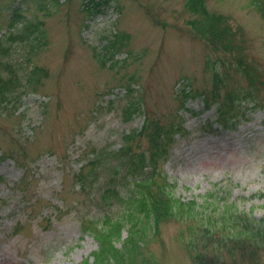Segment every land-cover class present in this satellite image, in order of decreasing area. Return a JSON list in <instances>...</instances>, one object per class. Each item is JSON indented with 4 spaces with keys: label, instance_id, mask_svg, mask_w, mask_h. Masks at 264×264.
<instances>
[{
    "label": "rangeland",
    "instance_id": "obj_1",
    "mask_svg": "<svg viewBox=\"0 0 264 264\" xmlns=\"http://www.w3.org/2000/svg\"><path fill=\"white\" fill-rule=\"evenodd\" d=\"M192 1L0 0V264L93 262L94 223L122 208L102 196L109 181L131 189L113 154L147 119L183 125L157 172L185 206L155 198L120 264H264V14L256 0H204L224 20L209 39ZM216 86L243 97L228 128L205 102ZM130 105L142 111L126 119ZM132 146L152 149L146 132Z\"/></svg>",
    "mask_w": 264,
    "mask_h": 264
},
{
    "label": "trees",
    "instance_id": "obj_2",
    "mask_svg": "<svg viewBox=\"0 0 264 264\" xmlns=\"http://www.w3.org/2000/svg\"><path fill=\"white\" fill-rule=\"evenodd\" d=\"M192 3L196 12L199 14L198 19H195L192 22V26L209 39L219 36L222 38L223 33L220 31L219 27L224 21L222 17L223 15L209 11L204 0H193ZM256 8L264 14V0H256ZM13 11L15 13L12 16V20L18 22L22 19L18 7ZM225 40L231 41V37L227 36ZM222 46L223 45H221L220 48H223ZM37 70L39 71V69ZM37 70L35 69V71H33V75H35ZM218 78L219 76L216 78V81H218ZM32 79L33 78H31V80ZM31 80L30 82H32ZM181 91L186 99L192 97L189 86L184 87ZM0 92H2L1 84ZM215 92L216 100H211L209 97L207 99L203 94L206 105L209 108L211 105L217 104V120L220 126L228 128L232 124H235V117L230 116V112L233 110L235 104L239 105L242 102L243 97L240 96V93L237 90H231L228 91L225 94L224 99L221 100V93L218 86H216ZM137 104L140 103L138 102ZM140 108L141 107L130 105L127 108L128 112L126 113V119L140 113L142 111ZM182 129L183 125L181 123L172 124V126L167 129L163 125L156 122L152 123L150 119H147L141 131L138 133H147L152 149L140 152H137L132 146V140L138 133L134 132L124 135V141L119 151L115 154H111L119 160L121 168L125 169L124 177L131 178V189L127 195L123 196L119 193L116 187H114L116 174L111 178V181H109V186L112 189L107 188L102 196L105 200H108L109 203H120L122 206L121 212L117 215L106 214L102 220L94 223V226L98 227V230L101 233H94L98 244V250L93 255V262L86 260L83 264H120L122 262L127 263L130 261L131 257L143 242L145 228L142 224V220L149 219V221H151L150 224H153V216L156 215L155 211L157 206L154 205L153 200L155 198L157 199V201H155L157 203L160 199L159 197L163 198L166 205H170L169 207L173 205V210L180 205L185 206L183 201L173 196L172 185L168 181V177L163 174V172H157L158 159L165 156L168 151L165 146L166 144H169L168 139H173L175 134L182 132ZM167 134H170V137H167ZM94 156L98 159L92 161L91 164H97L100 161H107L109 153L100 152ZM91 173L92 172L79 178V181L83 186H86L88 180H93L91 178ZM159 175L160 177L158 178ZM124 227L128 230L127 238L124 239L122 246L118 247L116 245V239L120 240L122 238V230Z\"/></svg>",
    "mask_w": 264,
    "mask_h": 264
}]
</instances>
